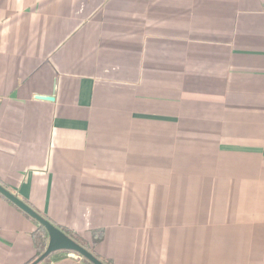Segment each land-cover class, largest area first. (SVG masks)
Instances as JSON below:
<instances>
[{
    "label": "crops",
    "instance_id": "obj_1",
    "mask_svg": "<svg viewBox=\"0 0 264 264\" xmlns=\"http://www.w3.org/2000/svg\"><path fill=\"white\" fill-rule=\"evenodd\" d=\"M0 185L109 264H264V0H0ZM36 229L0 196V264Z\"/></svg>",
    "mask_w": 264,
    "mask_h": 264
},
{
    "label": "water",
    "instance_id": "obj_2",
    "mask_svg": "<svg viewBox=\"0 0 264 264\" xmlns=\"http://www.w3.org/2000/svg\"><path fill=\"white\" fill-rule=\"evenodd\" d=\"M38 100L43 101H53L51 97H35ZM0 195L10 201L14 206L19 208L25 214H27L30 218L36 221L39 225L43 226L47 232V246L45 251L31 264H39L44 258L48 255L59 252V251H69L73 252L82 258L89 261L91 264H103L101 261L96 259L91 253L86 251L84 248L76 244L70 238H68L61 230H59L54 225L50 224L36 212H34L28 205L6 190L4 187L0 185Z\"/></svg>",
    "mask_w": 264,
    "mask_h": 264
},
{
    "label": "trees",
    "instance_id": "obj_3",
    "mask_svg": "<svg viewBox=\"0 0 264 264\" xmlns=\"http://www.w3.org/2000/svg\"><path fill=\"white\" fill-rule=\"evenodd\" d=\"M1 196V195H0ZM4 198V197H3ZM5 199V198H4ZM7 202H9L12 206H14L10 201H8L7 199H5ZM18 211L22 212L26 217H28L29 219H31L32 221H34L32 218H30L27 214H25L23 211H21L19 208H17L16 206H14ZM37 225V229L33 234V241H34V247H35V255L32 258V260L28 263L31 264L33 261H35L46 249L47 246V232L45 230V228L41 225H39L36 221H34ZM68 238H70L72 241H74L76 244H78L79 246H81L82 248H84L86 251H88L89 253H91L96 259H98L99 261H101L103 264H109L105 261H103L98 255H96V253L93 250V247L96 246L100 241H101V236L96 235V232H93L92 235V239H91V246L89 245L88 242H86L85 240L79 238L78 236L74 235L73 233H70L64 229H60ZM64 254H71L76 256L77 258H80L85 264H91L89 261H87L86 259L82 258L81 256L73 253V252H69V251H59V252H55L52 253L50 255H48L46 258H44L39 264H50L52 261H57L62 259V255Z\"/></svg>",
    "mask_w": 264,
    "mask_h": 264
}]
</instances>
